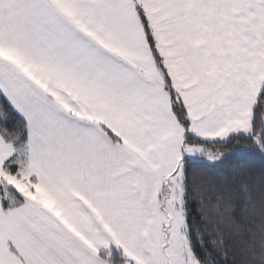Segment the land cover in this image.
<instances>
[{"label": "snow or ice", "instance_id": "6c2138e0", "mask_svg": "<svg viewBox=\"0 0 264 264\" xmlns=\"http://www.w3.org/2000/svg\"><path fill=\"white\" fill-rule=\"evenodd\" d=\"M0 264H264V0H0Z\"/></svg>", "mask_w": 264, "mask_h": 264}]
</instances>
